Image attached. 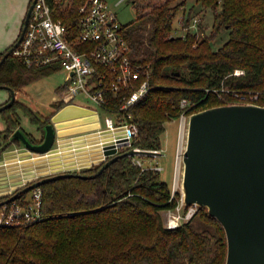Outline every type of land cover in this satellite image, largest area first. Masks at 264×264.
Returning <instances> with one entry per match:
<instances>
[{
	"label": "trees",
	"instance_id": "obj_1",
	"mask_svg": "<svg viewBox=\"0 0 264 264\" xmlns=\"http://www.w3.org/2000/svg\"><path fill=\"white\" fill-rule=\"evenodd\" d=\"M64 1L53 3L55 16L77 29L86 0H71L62 9ZM177 1L133 0L142 25L123 27L133 58L150 73V91L132 109L139 127L133 148L162 151L166 123L182 115L232 104L264 106V0H196L200 13L219 10L211 35L205 36L206 15L195 12L196 4ZM197 14L201 18L194 30ZM146 21H151L148 35ZM183 28L186 35H177ZM221 31L228 32V40L215 48ZM14 44L0 52V61ZM59 70L28 67L12 54L0 66V89L17 92ZM57 92L66 94V84ZM185 99L190 105L182 108ZM64 105L60 100L55 111ZM0 114L6 125L0 131V156L9 145H22L13 137L18 130L40 142L22 127L23 116L40 130L50 119L17 101ZM103 165L67 172L72 176L38 187L43 219L0 227V264H226L225 230L207 209L199 208L197 217L213 230L197 229L195 219L167 229L162 212L179 205L181 192L173 193L161 172L143 170L132 157L123 156L92 177Z\"/></svg>",
	"mask_w": 264,
	"mask_h": 264
},
{
	"label": "water",
	"instance_id": "obj_2",
	"mask_svg": "<svg viewBox=\"0 0 264 264\" xmlns=\"http://www.w3.org/2000/svg\"><path fill=\"white\" fill-rule=\"evenodd\" d=\"M36 2L37 0H32L21 34L0 61V66L14 54L22 42ZM3 89L11 92V99L0 106V113L16 102L17 92L10 87ZM98 128L99 117L94 110L70 104L54 114L50 123L46 124L39 143H33L22 130L16 131L13 137L21 142L23 148L19 151L18 148H9L1 154L3 157L0 164L6 162L8 165H3L1 170L4 173L0 175V188L7 176L15 180L23 174L27 175L30 160L18 162L25 155L22 151L51 153L58 140L66 143L62 144V150L72 143L79 147L80 140L76 135ZM100 149L92 148V162L84 159L91 160L90 154H82L78 149L81 162L78 171L104 164L98 174L92 176L96 177L123 156L161 155L159 151L134 149L120 154L114 145H106L103 154L109 159L104 161L98 159L101 156ZM83 155H89L90 158ZM182 162V201L186 207L207 209L209 215L223 226L228 244L226 264H264V106L251 103L223 105L189 115ZM68 176L72 174L60 173L34 181L1 201L0 206L48 181ZM19 188L20 185L14 186V189ZM5 195H9V192L0 190V197Z\"/></svg>",
	"mask_w": 264,
	"mask_h": 264
},
{
	"label": "built area",
	"instance_id": "obj_3",
	"mask_svg": "<svg viewBox=\"0 0 264 264\" xmlns=\"http://www.w3.org/2000/svg\"><path fill=\"white\" fill-rule=\"evenodd\" d=\"M60 1L37 0L24 38L14 55L28 67H55L66 71L67 92L62 101L66 105H80L76 100L83 96L82 100L94 105L86 107L98 114L100 128L76 135L80 140L79 147L72 143L62 150V144L66 143L58 140L51 153L30 158L36 171L27 172V177L21 175V188L7 190L9 195L0 199H8L34 181L45 177L74 169L78 171L81 167L78 149L82 154H91L92 148L99 147L101 156L98 159L104 161L109 159L103 154L106 145H114L118 153L127 149L142 150L133 148L139 127L132 109L150 91L148 68L133 58L131 45L124 34V26L119 23L117 13L106 0H86L81 8L82 15L77 29L73 30L55 16L56 8L53 3ZM70 1L65 0L62 9L67 8ZM198 22L199 19L196 18L191 28L196 29ZM187 31L188 28H183L177 33L184 37ZM189 105L186 99L181 103L182 108ZM182 116L186 118L185 115ZM105 138L110 140L106 141ZM120 144L124 146H119ZM54 154L67 157V161L59 165L60 172L52 167L51 157ZM142 157L151 156H132L136 166L143 170L163 171L162 166L152 163L148 165ZM90 159L88 162H92L93 157ZM23 195L0 206V227L36 223L43 219L42 189L35 188ZM185 207L181 200L174 210H169L165 225L167 229H176L189 222L199 209L190 206L185 210Z\"/></svg>",
	"mask_w": 264,
	"mask_h": 264
},
{
	"label": "rangeland",
	"instance_id": "obj_4",
	"mask_svg": "<svg viewBox=\"0 0 264 264\" xmlns=\"http://www.w3.org/2000/svg\"><path fill=\"white\" fill-rule=\"evenodd\" d=\"M29 1L30 0H0V50L8 49L18 40L21 34V31H22V28H23L24 20L26 17L25 11L27 9V5ZM66 1L69 2L70 0H66ZM106 1L111 6V8H113L115 12L117 13L118 21L121 25L123 26L132 25L133 28H138L139 25H142V22H137L138 14L135 8L133 7V4H132L133 0H106ZM137 1H143V0H137ZM158 1L161 2L164 0H158ZM187 2H190L189 7H192L194 4H196L195 6L196 13H198L200 9H202L201 6L196 2V0H187ZM29 7L30 5L28 6V9ZM217 12H219V10L217 11L207 10L205 11V14L204 12L202 13L199 12L201 15L203 14L206 15L205 17L206 19H204L203 24H202L203 25L202 35L204 36L211 35L213 31L214 14ZM200 14L195 15V17L200 19L201 18ZM181 16H182L181 13L178 14L175 20L176 21L175 26L177 28L179 27V18ZM21 20H22V23H21ZM146 23L148 24V29L144 31V34L148 35V33L151 31V28H150L151 21H146ZM20 24H21V27H20ZM197 28H198V24H197ZM196 29L194 28V30ZM17 30H20V32L19 31L17 32ZM228 37L229 35L227 31H221L216 41L214 42L215 48L221 47L228 40ZM146 42H147V39H146ZM67 78H68L67 72L64 70H59L58 72H55L46 78H43L26 87L21 88L16 93V101L25 104L26 106L30 107L34 111L40 113V115L51 119L54 116V114H56L58 111H60L62 108L65 107L64 105L61 109L55 111L56 109L55 104L59 103V101L63 100L65 97V94L63 96L58 94L57 90L58 88L65 85V83L67 82ZM0 94H5L6 96L10 97L9 90L7 89H0ZM82 99H83V96H80L76 100V103L82 106H85V107L86 106L94 107L93 104H91L90 102H86ZM185 117L187 116L185 115ZM188 118L189 116L187 117V120H185L183 116H181L180 120H172L166 123L165 132L162 134L161 153L163 155L142 157V159L148 165L152 163V164L160 165L163 167V171H161L162 179L163 181H165L171 186L173 193L181 192L183 170H184V164L182 162V158H183V153L185 151L186 142H187ZM50 119H49V122H50ZM182 123H183V141L180 143L179 137H180V129H181ZM5 127H6L5 122L3 120L2 115L0 114V131H2ZM22 127L25 129L27 133L31 134L32 137L36 141H40L42 139L43 137L42 130H40L38 126H36L35 124H32L29 121V118L26 116H23L22 118ZM9 148L10 149H14V148L21 149L23 147L22 145L12 144V145H9L6 149H9ZM22 152L25 155L22 156V159H20L18 162H21L22 160L23 161L30 160V158L32 157L39 156V154L33 153L31 151H27V150L22 151ZM83 156L88 157L89 155H83ZM1 157L3 156H0V162H2ZM66 158L67 157H62V155L56 156V154H54L51 157V159H55L52 164H62L63 162L67 161ZM84 159L89 161L88 158H84ZM3 165H8V163L5 162L3 164H0V175L4 173V171H1L2 168L4 167ZM32 168H33V165L30 160V162L27 165V172L33 173L36 171L35 168L33 169ZM57 168H58L57 172H60L59 171L60 167H57ZM54 169L52 170L54 171ZM69 169L71 170L72 168H69ZM21 181H22L21 177L16 178L15 180H12L8 178L7 176L2 181V187L0 188V190H2V192H5V191L7 192V190L14 189V186L20 185ZM168 212L169 210L162 212L164 225H166L167 216L169 217ZM197 213L191 219V220L195 219L194 224L196 228L200 230L202 229L213 230L210 227V225H207L206 223H203L198 220Z\"/></svg>",
	"mask_w": 264,
	"mask_h": 264
},
{
	"label": "crops",
	"instance_id": "obj_5",
	"mask_svg": "<svg viewBox=\"0 0 264 264\" xmlns=\"http://www.w3.org/2000/svg\"><path fill=\"white\" fill-rule=\"evenodd\" d=\"M30 2H31V0L29 1V3H28V5H27V9H28V6H29V4H30ZM26 8V7H25ZM25 8H24V10H25ZM26 9V11H25V13L27 14V10ZM23 19H24V17H23ZM22 19V20H23ZM22 20H21V23H22ZM20 27H21V24H20ZM20 32V30H17V32ZM19 34V33H18ZM18 34H17V36H18ZM16 36V37H17ZM16 39V38H15ZM14 42V41H13ZM12 45V44H11ZM10 45V46H11ZM6 49H4V50H0V52H3V51H5ZM9 93H10V97H8V96H6L5 94H0V105H2V104H4V103H6L7 101H9L10 99H11V92L9 91ZM70 105V104H69ZM74 105H77V104H74ZM67 106V105H66ZM77 106H80V105H77ZM80 107H83V108H87V107H85V106H80ZM87 109H89V108H87ZM92 110V109H91ZM5 129V128H4ZM3 129V130H4ZM18 151L20 150V149H17ZM55 159H51V163H53V161H54ZM87 163V162H86ZM63 164V163H62ZM59 165L60 164H52V167H54L55 169H58L57 167H59Z\"/></svg>",
	"mask_w": 264,
	"mask_h": 264
},
{
	"label": "bare ground",
	"instance_id": "obj_6",
	"mask_svg": "<svg viewBox=\"0 0 264 264\" xmlns=\"http://www.w3.org/2000/svg\"><path fill=\"white\" fill-rule=\"evenodd\" d=\"M180 143L183 141V123L181 125V129H180V137H179Z\"/></svg>",
	"mask_w": 264,
	"mask_h": 264
},
{
	"label": "flooded vegetation",
	"instance_id": "obj_7",
	"mask_svg": "<svg viewBox=\"0 0 264 264\" xmlns=\"http://www.w3.org/2000/svg\"><path fill=\"white\" fill-rule=\"evenodd\" d=\"M50 123V122H49Z\"/></svg>",
	"mask_w": 264,
	"mask_h": 264
}]
</instances>
